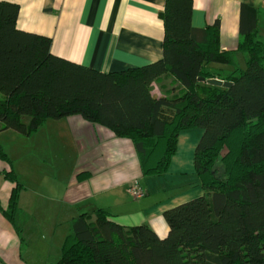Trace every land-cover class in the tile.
Segmentation results:
<instances>
[{"label": "trees", "instance_id": "16d2710c", "mask_svg": "<svg viewBox=\"0 0 264 264\" xmlns=\"http://www.w3.org/2000/svg\"><path fill=\"white\" fill-rule=\"evenodd\" d=\"M192 0H164L161 59L101 72L51 52V38L17 28L19 5L0 1V131L30 136L48 118L80 115L132 141L143 177L170 166L182 130L200 128L193 164L203 195L168 208V233L123 225L104 209L70 221L61 256L49 264H264V40L257 10L243 5L244 69L224 75L211 64H234L222 50L219 21L191 23ZM242 27V26H241ZM242 30V28H241ZM172 75L181 88L156 96L152 82ZM219 78L223 87L199 81ZM5 214L13 219L23 185L12 161Z\"/></svg>", "mask_w": 264, "mask_h": 264}, {"label": "crops", "instance_id": "0c3cea01", "mask_svg": "<svg viewBox=\"0 0 264 264\" xmlns=\"http://www.w3.org/2000/svg\"><path fill=\"white\" fill-rule=\"evenodd\" d=\"M0 1L19 5L18 29L50 37L53 54L98 71L136 68L162 57L165 29L159 13L164 9V0ZM243 5L257 10L258 37L264 40V0H192V26L204 28L218 20L221 49L233 53L234 64H211L222 75L244 69L237 63L246 65L247 52L238 48L243 29L245 32L248 26L241 25ZM180 88L172 75H162L152 82L156 96L174 94ZM60 120L76 147L72 164H55L52 157L48 161L44 153L37 151L34 135L44 125L30 136L11 129L0 131V146L23 185L11 220L5 211L13 184L5 179L9 167L0 159V264L56 261L48 248L53 232L61 230V250L70 232V221L82 213H92L94 219L93 211L99 208L113 214L123 225L147 224L165 237L168 226L164 210L205 193L193 164L202 129L182 130L167 172L143 177L130 139L117 137L110 129L80 115ZM133 182L144 191L142 197H133ZM31 221L45 237L41 238L44 249L25 236Z\"/></svg>", "mask_w": 264, "mask_h": 264}, {"label": "rangeland", "instance_id": "374dc122", "mask_svg": "<svg viewBox=\"0 0 264 264\" xmlns=\"http://www.w3.org/2000/svg\"><path fill=\"white\" fill-rule=\"evenodd\" d=\"M262 26H264V23H262ZM261 32L264 34V29H261ZM237 64L245 67L244 62ZM34 137H36L35 143L37 151L44 153V156L48 161L50 157H52L55 164L62 163L65 165L66 163L72 164L74 162L76 158V147L62 120L58 121V119L55 118H48L45 121L44 126L34 135ZM28 226L29 229L25 231V236H28L27 238H29L34 245L44 249L45 245L41 242V238L44 240L45 237H41L42 235L39 234V230L36 229V225L33 221L29 222ZM60 231L58 229L55 233L53 232L54 237L52 238L51 243L48 244L49 255L53 260L58 259L61 256ZM64 232L68 233L69 230ZM50 235L51 232L49 233V236ZM34 245H31V247Z\"/></svg>", "mask_w": 264, "mask_h": 264}, {"label": "water", "instance_id": "95a60500", "mask_svg": "<svg viewBox=\"0 0 264 264\" xmlns=\"http://www.w3.org/2000/svg\"><path fill=\"white\" fill-rule=\"evenodd\" d=\"M199 81H206L208 84H211V85H217V86H223V87H229L231 86L232 82L230 81H226V80H222V79H219V78H208V79H205L204 77H200L198 78Z\"/></svg>", "mask_w": 264, "mask_h": 264}, {"label": "built area", "instance_id": "2783aa9c", "mask_svg": "<svg viewBox=\"0 0 264 264\" xmlns=\"http://www.w3.org/2000/svg\"><path fill=\"white\" fill-rule=\"evenodd\" d=\"M130 191L135 198L142 197L144 195V191L141 189L137 182H133L130 185Z\"/></svg>", "mask_w": 264, "mask_h": 264}]
</instances>
